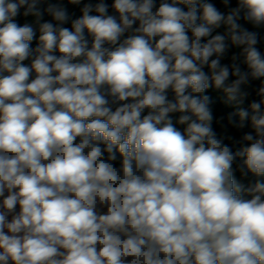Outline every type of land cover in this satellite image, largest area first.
<instances>
[{
    "label": "clouds",
    "instance_id": "obj_1",
    "mask_svg": "<svg viewBox=\"0 0 264 264\" xmlns=\"http://www.w3.org/2000/svg\"><path fill=\"white\" fill-rule=\"evenodd\" d=\"M0 264H264V0H0Z\"/></svg>",
    "mask_w": 264,
    "mask_h": 264
}]
</instances>
